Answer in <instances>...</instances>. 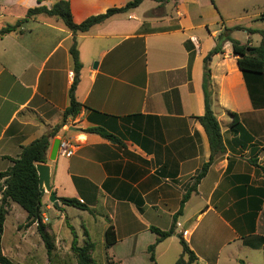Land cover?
<instances>
[{
    "label": "crops",
    "instance_id": "0c3cea01",
    "mask_svg": "<svg viewBox=\"0 0 264 264\" xmlns=\"http://www.w3.org/2000/svg\"><path fill=\"white\" fill-rule=\"evenodd\" d=\"M38 1L46 8L67 1L80 24L131 0H0V30L23 19ZM242 10L238 21L244 23L227 28L232 20L224 19L216 0H144L75 36L61 21L39 15L0 37V172L23 147L60 127L46 153L51 190L88 208L73 214L92 225L79 237L91 241L90 234L98 233L110 264H175L181 241L196 258L192 264H259L264 74L244 75L229 41L208 57L224 29L240 45H260L264 13ZM74 41L78 70L69 53ZM205 67L225 152L197 180L211 159L197 120L204 114ZM72 86L81 108L63 121ZM86 129H101L115 142ZM62 138L75 145L73 155L58 152L48 161L53 141ZM57 208L63 213L71 207L59 202ZM109 226L116 242L106 247ZM152 228L173 231L155 245L153 262L148 248L158 236Z\"/></svg>",
    "mask_w": 264,
    "mask_h": 264
},
{
    "label": "trees",
    "instance_id": "16d2710c",
    "mask_svg": "<svg viewBox=\"0 0 264 264\" xmlns=\"http://www.w3.org/2000/svg\"><path fill=\"white\" fill-rule=\"evenodd\" d=\"M144 0H131L122 8L108 9L105 13L96 16H91L81 22L80 24H75L72 20L69 3L67 1H57L50 8L40 5L38 1V6L28 9L26 11L25 17L18 20L13 26H6L0 30V37L8 34L10 32L18 30L22 24H24L28 19L34 18L39 15H44L46 17H52L56 20L62 22L63 26L71 32L73 36L77 33H85L91 27L103 23L105 20L111 16L119 13H124L130 9L138 7ZM159 5L167 3L169 1L176 0H149ZM212 4L214 0H209ZM264 18V15L262 16ZM230 30L224 29L223 32L217 37L216 47L209 53L208 57L221 51L222 44L229 41L232 44L233 53L238 57L237 66L238 69L244 74H264V32H261L262 41L258 47H250L248 45H240L239 43L233 41L229 37ZM69 53L74 62V67L76 70L80 68V63L78 60V52L76 50L75 41L70 47ZM206 62V61H205ZM209 70L205 67L203 73L202 89L204 95V114L202 117L197 118L202 127L204 128L206 135L209 140L211 149V159L208 163L204 164L197 180L205 175L210 166L215 155H223L225 152L224 145L222 142V136L220 133V127L218 122L212 112V101L211 93L209 90ZM81 105L73 97V86L70 90V104L69 107L63 112V121L68 117H76L80 111ZM233 116L232 129L234 132L239 130L238 121ZM64 125V122L62 126ZM61 126V127H62ZM60 128V127H58ZM48 132L38 140L32 142L30 145L23 147L19 157L15 160L11 159L12 166L4 172H0V180L3 183L0 185V264H14L7 257H5L1 252V235L3 232V225L5 218L8 214L7 205L9 203L16 204L19 206L26 214L25 227H30L34 224L37 225V231L40 238L44 244V249L48 260L54 251V239L47 233L46 227L42 224V211L40 200L38 202V176L36 172V165L46 163V153L49 147V141L56 135V130ZM87 133H96L102 138L108 139L115 142L114 137L107 135L101 129H86ZM255 164L254 161H250ZM185 199V198H184ZM59 202L65 207H71L80 211H88V208L82 203L75 199L59 198ZM55 208V207H54ZM59 209V208H56ZM67 229L71 234V244L70 250L76 260V264H98L92 258L94 252V243L85 242L83 246H78L77 235L74 229L67 224ZM158 238L154 245L148 248L150 261H154L153 251L157 243L162 240L171 237L173 231L160 232L157 229L152 228ZM116 242L113 227L109 226L105 232V246L109 247ZM182 255L178 258L175 264H192L196 258L194 254L188 249L186 244L181 241ZM187 256V260L184 261L183 257ZM263 261H264V249H263ZM239 264H245L243 261H239Z\"/></svg>",
    "mask_w": 264,
    "mask_h": 264
},
{
    "label": "rangeland",
    "instance_id": "374dc122",
    "mask_svg": "<svg viewBox=\"0 0 264 264\" xmlns=\"http://www.w3.org/2000/svg\"><path fill=\"white\" fill-rule=\"evenodd\" d=\"M219 10L224 14L227 21L225 26L232 27L235 24L244 23L238 21L243 16V8L249 12L264 13V0H216ZM47 195V194H46ZM42 214V224L45 225L47 233L54 239V251L48 260L44 244L37 231V225L25 227V212L16 204L7 205L8 214L3 225L1 235V252L14 264H76L73 253L70 250L71 234L67 229V224L71 225L77 235L78 246H83L88 240L82 236L83 229H88L92 225H86L87 217H74L75 209L69 208L67 212L58 213L48 201L47 196L40 199ZM50 205L46 210L45 206ZM74 217V218H73ZM44 219V222H43ZM83 223V225H81ZM73 225V226H72ZM91 241L94 243V253L92 258L98 264H110L108 259L104 258L100 243V235L91 233ZM88 241V242H91ZM106 260V261H105ZM259 264H264L263 260Z\"/></svg>",
    "mask_w": 264,
    "mask_h": 264
},
{
    "label": "water",
    "instance_id": "95a60500",
    "mask_svg": "<svg viewBox=\"0 0 264 264\" xmlns=\"http://www.w3.org/2000/svg\"><path fill=\"white\" fill-rule=\"evenodd\" d=\"M60 145V140L55 139L52 143L50 154L48 156V161L53 162L58 155V148ZM36 172L38 176V202L44 194H48V201L53 205V207H59V200L51 190L50 185V168L45 164L36 165Z\"/></svg>",
    "mask_w": 264,
    "mask_h": 264
},
{
    "label": "built area",
    "instance_id": "2783aa9c",
    "mask_svg": "<svg viewBox=\"0 0 264 264\" xmlns=\"http://www.w3.org/2000/svg\"><path fill=\"white\" fill-rule=\"evenodd\" d=\"M75 150V145L67 138L60 139V145L58 148V152H60L64 157L69 158L73 155ZM176 227H179V224H176ZM182 236L186 235L185 231L181 232Z\"/></svg>",
    "mask_w": 264,
    "mask_h": 264
}]
</instances>
